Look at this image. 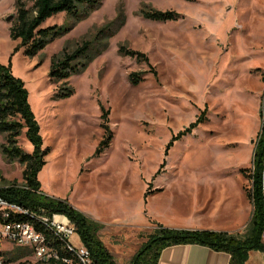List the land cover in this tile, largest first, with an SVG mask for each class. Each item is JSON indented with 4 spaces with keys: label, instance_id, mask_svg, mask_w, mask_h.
<instances>
[{
    "label": "rangeland",
    "instance_id": "1",
    "mask_svg": "<svg viewBox=\"0 0 264 264\" xmlns=\"http://www.w3.org/2000/svg\"><path fill=\"white\" fill-rule=\"evenodd\" d=\"M15 1L0 0V64L23 83L47 148L39 191L101 223L116 264L147 240L149 220L244 221V232L261 125L264 0H102L76 22L64 12L47 18L42 26L70 29L34 56L9 35ZM150 9L175 17L141 14ZM82 43L93 56L67 78L50 77L52 58ZM133 72H142L136 83ZM25 134L15 145L31 152ZM23 167L0 149V188L23 183ZM16 247L0 243L2 251Z\"/></svg>",
    "mask_w": 264,
    "mask_h": 264
},
{
    "label": "trees",
    "instance_id": "2",
    "mask_svg": "<svg viewBox=\"0 0 264 264\" xmlns=\"http://www.w3.org/2000/svg\"><path fill=\"white\" fill-rule=\"evenodd\" d=\"M102 0H32L30 8L22 0H16V15L9 28V35L18 40L16 48H22L27 56L36 55L47 43L65 33L70 26H42L44 21L60 12L66 13L73 20L84 18L90 11L96 9ZM141 14L150 19L166 20L175 17L171 10H143ZM109 29V25L100 30ZM108 35H109V31ZM107 34V33H106ZM91 43H82L70 53L63 51L54 56L51 61L49 76L54 79L67 78L77 70V65H83L82 59L91 58ZM131 54L147 60L144 53L130 50ZM84 56V57H83ZM142 72H133L130 79L133 83L141 79ZM66 93L70 92L68 88ZM261 125L257 135V143L252 158V167L248 170L251 181L247 196L252 203L250 220L244 230L239 233L213 230L171 229L156 224L154 231L139 249L132 255L127 264H156L161 250L169 245L196 243L208 246L216 251H224L230 255V264H244L251 250L264 251V200L261 190V174L264 166V90L261 99ZM26 128V138L31 142L33 150L25 152L17 147L16 138ZM0 133L5 134V143L1 151L9 160L23 164L22 182L20 185H10L0 188V196L10 203L17 204L30 212L51 216L54 213L64 214L76 228V234L81 243L88 249L96 264H116L110 251L100 240L98 232L101 223L75 210L67 203L55 200L39 191L37 172L44 163L43 156L47 148L41 149V139L38 127L33 119L27 103V92L23 83L15 78L10 70L0 64ZM159 191L160 189H155ZM16 218L33 221L27 214H16ZM34 222V221H33ZM37 229L43 231L49 244L55 247L60 256H69L62 243L48 230L34 222ZM32 254L28 248L18 246L13 251L0 250L3 263L13 264H74L61 259H49L44 263H32L25 257Z\"/></svg>",
    "mask_w": 264,
    "mask_h": 264
},
{
    "label": "built area",
    "instance_id": "3",
    "mask_svg": "<svg viewBox=\"0 0 264 264\" xmlns=\"http://www.w3.org/2000/svg\"><path fill=\"white\" fill-rule=\"evenodd\" d=\"M261 190L264 200V166L261 174ZM16 214L29 215L34 222L50 231L62 243L69 256H60L58 250L49 244L46 234L37 229L33 221L18 219L15 217ZM73 234H76V228L64 214L54 213L48 216L30 212L0 196V243L9 242L30 249L37 263H44L49 259H61L66 263L96 264L82 243L78 245L72 243L70 239ZM0 264H2L1 259Z\"/></svg>",
    "mask_w": 264,
    "mask_h": 264
},
{
    "label": "crops",
    "instance_id": "4",
    "mask_svg": "<svg viewBox=\"0 0 264 264\" xmlns=\"http://www.w3.org/2000/svg\"><path fill=\"white\" fill-rule=\"evenodd\" d=\"M150 224L154 226V228L152 227V232L154 231L156 224H161L162 226L171 229L213 230L225 231L229 233H242L246 222L243 221V223L238 226H234L230 223L228 226H224L207 222L204 219H197L195 217L194 219H189L186 222L178 220H160L159 222L156 220H149L147 223H144L142 227L147 228ZM76 236L77 241L74 244H81L79 236ZM156 264H230V255L224 251H216L208 246L196 243L173 244L166 246L161 250ZM244 264H264V251H249Z\"/></svg>",
    "mask_w": 264,
    "mask_h": 264
},
{
    "label": "water",
    "instance_id": "5",
    "mask_svg": "<svg viewBox=\"0 0 264 264\" xmlns=\"http://www.w3.org/2000/svg\"><path fill=\"white\" fill-rule=\"evenodd\" d=\"M10 17H8V19H9Z\"/></svg>",
    "mask_w": 264,
    "mask_h": 264
}]
</instances>
